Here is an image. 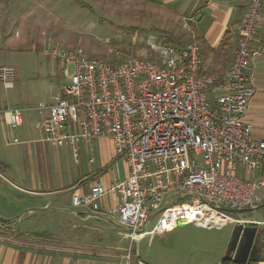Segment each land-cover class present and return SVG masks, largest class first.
Masks as SVG:
<instances>
[{
	"label": "built area",
	"instance_id": "built-area-1",
	"mask_svg": "<svg viewBox=\"0 0 264 264\" xmlns=\"http://www.w3.org/2000/svg\"><path fill=\"white\" fill-rule=\"evenodd\" d=\"M262 3L249 0L237 27L233 59L221 74L202 71L195 39L178 47L149 35V58L130 56L117 63L90 56L81 47L45 45L43 53L63 64L68 80L51 104L35 108L47 113L38 123L46 140L66 144L77 161L79 142L91 151L94 138L109 137L128 167L126 178L109 189L96 181L87 193H74L73 207L98 213L105 195H119L120 204L107 213L131 230L126 233L131 243L163 236L181 224L220 229L252 223L220 208H252L258 190L264 189L263 179L237 175V169L246 174L264 170V135L253 140L245 122L255 93L254 60L263 53L254 49ZM15 80L13 66H0L4 90L12 89ZM5 111L11 129L22 125V109ZM70 123L77 124L78 132L72 133ZM183 193L193 195L191 202L165 207L147 230L149 216L168 195Z\"/></svg>",
	"mask_w": 264,
	"mask_h": 264
},
{
	"label": "crops",
	"instance_id": "crops-1",
	"mask_svg": "<svg viewBox=\"0 0 264 264\" xmlns=\"http://www.w3.org/2000/svg\"><path fill=\"white\" fill-rule=\"evenodd\" d=\"M134 2V8L149 13V34L159 32V35H163L168 32L173 34L179 44H186L194 39L200 44L203 72L221 74L229 67L238 44L237 27L243 19L249 0ZM138 30L141 32L142 29ZM259 48L263 49V53L255 58L253 64L255 93L245 115V122L251 126L253 140L264 135V0L254 42V49ZM59 89L60 87L47 105L52 103ZM210 97L211 102H214L216 94L212 93ZM39 104L32 108L13 107L8 105L7 99L0 97V125L10 129L0 128V168L8 169L7 172L16 180L8 182L0 174V264H150L140 258L142 247L146 258L148 249L152 248L156 239L163 243L169 232L163 236H145L129 244L126 235L128 232L90 217L91 214H98L116 221L107 212L120 204L119 195H105L99 201L98 213L87 207H73L71 204L74 193H87L96 181L109 189L126 178L128 167L125 160L116 155L114 141L109 137L94 138L92 161L90 148L79 142L78 158L75 161L71 148L66 144L55 146L46 140L38 123L47 113L35 110ZM7 108L22 109V125L17 129L10 128L5 111ZM70 129L72 133L78 132L77 124L70 123ZM149 168L153 169L154 165L150 163ZM263 176L264 170L256 172L252 179H247L264 180ZM176 197L177 195L169 194L164 203L167 199L173 201ZM263 198L258 194L257 204ZM179 202L180 200L177 203ZM33 207L64 209L70 213L55 209L42 210L24 214L19 221H14L20 212ZM262 216L264 217V211ZM239 219L252 222L243 225L264 227V220L251 217ZM222 262L223 258L219 257L211 263L203 259L200 264ZM157 264L196 263L185 257L174 256L165 261L158 259Z\"/></svg>",
	"mask_w": 264,
	"mask_h": 264
},
{
	"label": "rangeland",
	"instance_id": "rangeland-1",
	"mask_svg": "<svg viewBox=\"0 0 264 264\" xmlns=\"http://www.w3.org/2000/svg\"><path fill=\"white\" fill-rule=\"evenodd\" d=\"M82 2L85 6L75 0H0V66L16 69L14 88L4 90L0 85V97L7 99L8 105L32 108L40 102L46 104L57 88L68 82L61 73L63 64L43 53V44L48 41L62 47H81L88 55L111 63L130 56L150 57L146 38L154 34L159 37L160 33L149 34V13L134 8V0ZM132 27L143 32L132 30ZM0 128L10 130L5 125ZM7 171L0 168L6 181L15 182ZM255 173L246 174L237 169V175L242 179H252ZM258 193L264 197L263 189ZM191 200V196H186L180 201ZM170 201L167 199L162 207ZM263 211L257 209L228 215L263 221ZM156 219L157 215L150 220L148 230ZM233 228L234 224L230 223L221 229L195 224L177 226L166 234L163 243L156 239L146 258L142 247L140 258L150 264L174 256L191 259L196 264L203 259L211 263L223 258ZM128 242L130 244V240ZM129 251L132 253V249Z\"/></svg>",
	"mask_w": 264,
	"mask_h": 264
},
{
	"label": "water",
	"instance_id": "water-1",
	"mask_svg": "<svg viewBox=\"0 0 264 264\" xmlns=\"http://www.w3.org/2000/svg\"><path fill=\"white\" fill-rule=\"evenodd\" d=\"M186 196H193L190 193H183V194H179L177 195V197L170 202V204L166 207H171L173 206L175 203H177L179 200H181L182 198H185ZM264 206V198L261 202H259L256 206L252 207V208H241V209H227V208H220L221 210L227 212V213H231V214H240V213H245V212H249V211H253V210H257L260 207ZM160 208L157 211H155L154 213H152L149 216L148 221H150L153 217H155L157 214H159L163 209ZM58 210V211H64V212H69V210H64V209H57V208H51V207H44V208H40V207H33V208H29L25 211H23L22 213H20L15 219L14 221L17 222L21 219V217L24 214H28V213H32V212H37V211H42V210ZM90 217H94V218H98L100 220H103L109 224H112L113 226H115L116 228L122 230L123 232H130L131 230L123 225H121L120 223H118L117 221L110 219L108 217L105 216H101L98 214H91ZM182 225V224H181ZM242 224H234V228L232 230V234L230 236L225 254L223 256V261L225 262H233V264H264V260L260 261L257 259H250L247 262L244 260H238V259H232L230 257V255H233L235 253V256L240 254V252H243V254L245 256H247L249 253H252V251H254L255 249V245L257 242V236H253L250 235L249 238L245 241L244 240V234L242 231ZM256 252V251H254ZM229 255V256H228Z\"/></svg>",
	"mask_w": 264,
	"mask_h": 264
},
{
	"label": "flooded vegetation",
	"instance_id": "flooded-vegetation-1",
	"mask_svg": "<svg viewBox=\"0 0 264 264\" xmlns=\"http://www.w3.org/2000/svg\"><path fill=\"white\" fill-rule=\"evenodd\" d=\"M242 231H244L243 234L245 241L249 238L250 235L257 236V242L254 249V251L256 252L252 251V253H249L247 256H245L243 252H240V254L236 256L234 253L233 255H230V257L232 259H238L241 261L245 259L246 262L250 259H257L263 261L264 260V227L263 226L258 227L254 224H246L242 226ZM226 264H233V262H226Z\"/></svg>",
	"mask_w": 264,
	"mask_h": 264
},
{
	"label": "trees",
	"instance_id": "trees-1",
	"mask_svg": "<svg viewBox=\"0 0 264 264\" xmlns=\"http://www.w3.org/2000/svg\"><path fill=\"white\" fill-rule=\"evenodd\" d=\"M75 1L79 2L81 5H84V6L86 4V3L82 2V0H75ZM131 29L135 30V31H139L138 28L132 27ZM141 32H143V31L141 30ZM159 39H160L161 43L164 45L174 44L178 47H182L185 45V44H179V42L174 38L173 34L168 33V32H165L163 35H160ZM182 202H185V201H180L179 203H182ZM259 209H264V206L260 207ZM222 264H226V262L223 261Z\"/></svg>",
	"mask_w": 264,
	"mask_h": 264
}]
</instances>
